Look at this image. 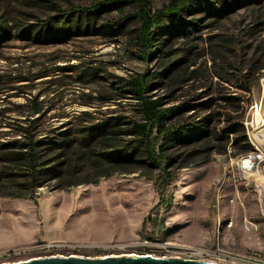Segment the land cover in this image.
Listing matches in <instances>:
<instances>
[{
  "label": "rangeland",
  "instance_id": "rangeland-1",
  "mask_svg": "<svg viewBox=\"0 0 264 264\" xmlns=\"http://www.w3.org/2000/svg\"><path fill=\"white\" fill-rule=\"evenodd\" d=\"M148 2L154 13L174 0ZM54 4L79 10L56 15ZM139 9V0H0V264L264 254V165L258 175L250 166L264 150V0H190L163 17L148 59ZM147 71L152 99L178 108L165 127L190 123L193 133L166 143L153 132L164 170L114 164L65 186L68 152L86 150L88 130L143 121L125 82ZM29 140L53 158L34 189L13 159ZM49 141L61 146L49 152Z\"/></svg>",
  "mask_w": 264,
  "mask_h": 264
},
{
  "label": "trees",
  "instance_id": "trees-1",
  "mask_svg": "<svg viewBox=\"0 0 264 264\" xmlns=\"http://www.w3.org/2000/svg\"><path fill=\"white\" fill-rule=\"evenodd\" d=\"M49 1L53 3V0ZM189 3L190 0H174V3L168 8H162L151 13L148 0H139L140 25L137 43L140 46L141 56L144 59H148L152 54L156 29L162 26L163 20H165L163 17L168 15L178 16L189 6ZM54 5L58 11L56 15H70L74 11L79 10V8L76 9L75 7L72 9H61L56 4ZM99 6L100 3L90 6V10L97 9ZM179 21L184 26L188 23L182 16L179 17ZM154 75V73L147 71L142 74H137L125 82V85L130 88L131 93L139 101L138 105L140 106L143 121L135 122L133 126L126 127L125 129L100 128L96 129L95 132L94 130H88L83 139L80 140V144L86 146V150L73 149L68 152L66 160L68 168L65 172L67 180L64 184L65 186L90 182V175H95V179L105 176L108 174L109 168L114 164L124 167L123 169L125 171L130 172L133 170L132 168H126L127 166L130 165L132 167L136 163L144 162L147 164L149 161L154 167L164 170L162 164L164 161L163 156L155 146L157 137L154 136L153 132L155 131L161 134L167 143L172 139L178 140L183 138L185 131L192 134L193 130L189 126L190 123H183L179 126V129L165 127V122L170 119V114H174L178 108L174 106L161 108V101L152 99V96L148 94L150 81ZM119 117L121 116H116V119ZM119 134L126 135L124 142H120ZM48 143L49 146H47L46 150L49 152H53L61 146L60 142L49 141ZM37 146L38 141L29 140L21 147L25 150L15 153L13 158L15 161L22 163L23 166H26L24 168L25 174L23 175L27 178L25 179L26 184L24 185L31 187V189L38 187L40 184L39 179L43 171H45V167L42 166H46L53 159L45 158L44 154L40 155L36 153L35 148ZM164 147L165 145H162L160 151ZM85 164L88 168V171H86V179L74 180L75 175L83 171ZM52 167H56V164H53ZM158 191L161 192L160 189Z\"/></svg>",
  "mask_w": 264,
  "mask_h": 264
},
{
  "label": "water",
  "instance_id": "water-1",
  "mask_svg": "<svg viewBox=\"0 0 264 264\" xmlns=\"http://www.w3.org/2000/svg\"><path fill=\"white\" fill-rule=\"evenodd\" d=\"M8 264H219L199 259L157 257L150 254L116 255L89 258L83 256H44Z\"/></svg>",
  "mask_w": 264,
  "mask_h": 264
},
{
  "label": "built area",
  "instance_id": "built-area-1",
  "mask_svg": "<svg viewBox=\"0 0 264 264\" xmlns=\"http://www.w3.org/2000/svg\"><path fill=\"white\" fill-rule=\"evenodd\" d=\"M256 133V137H257ZM259 139V136L257 137ZM260 140V139H259ZM261 146V144L259 143ZM261 147V155L254 156V159L250 161V166L255 170V175L259 174V166L264 165V150ZM238 173V172H237ZM229 255V262H225L226 264H264V254L262 255H247V254H231Z\"/></svg>",
  "mask_w": 264,
  "mask_h": 264
},
{
  "label": "bare ground",
  "instance_id": "bare-ground-1",
  "mask_svg": "<svg viewBox=\"0 0 264 264\" xmlns=\"http://www.w3.org/2000/svg\"><path fill=\"white\" fill-rule=\"evenodd\" d=\"M240 166H241V165H240ZM194 252H195V253L198 252V253H201V254H203V255H204V254H207L205 251H194ZM132 255H133V254H129L128 256H132ZM221 257H222V260H223L224 262H227V261L229 262V255H228V254L223 253Z\"/></svg>",
  "mask_w": 264,
  "mask_h": 264
}]
</instances>
